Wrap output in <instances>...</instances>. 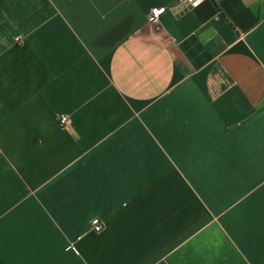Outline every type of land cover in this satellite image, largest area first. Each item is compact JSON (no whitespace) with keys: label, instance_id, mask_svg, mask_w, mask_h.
Here are the masks:
<instances>
[{"label":"crops","instance_id":"obj_1","mask_svg":"<svg viewBox=\"0 0 264 264\" xmlns=\"http://www.w3.org/2000/svg\"><path fill=\"white\" fill-rule=\"evenodd\" d=\"M0 264H264V0H0Z\"/></svg>","mask_w":264,"mask_h":264},{"label":"built area","instance_id":"obj_2","mask_svg":"<svg viewBox=\"0 0 264 264\" xmlns=\"http://www.w3.org/2000/svg\"><path fill=\"white\" fill-rule=\"evenodd\" d=\"M190 4H195L200 0H187ZM166 8L164 7H155L152 8L147 16L148 23L152 25L155 29H158V20L160 15L165 12ZM67 118L64 115H59L56 117V122L58 126H65L67 124ZM103 229V222L99 218H93L90 221V231L99 232Z\"/></svg>","mask_w":264,"mask_h":264}]
</instances>
